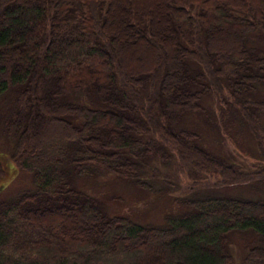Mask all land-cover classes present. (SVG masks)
I'll use <instances>...</instances> for the list:
<instances>
[{
    "label": "trees",
    "instance_id": "obj_1",
    "mask_svg": "<svg viewBox=\"0 0 264 264\" xmlns=\"http://www.w3.org/2000/svg\"><path fill=\"white\" fill-rule=\"evenodd\" d=\"M255 32L264 0H0L1 131L33 185L0 203V264H233V233L254 234L245 262L263 263L264 199L184 201L189 212L154 227L107 215L75 186L107 173L150 191L155 164L171 162L264 185V166L227 164L179 128L207 121L202 101L216 92L262 145Z\"/></svg>",
    "mask_w": 264,
    "mask_h": 264
},
{
    "label": "rangeland",
    "instance_id": "obj_2",
    "mask_svg": "<svg viewBox=\"0 0 264 264\" xmlns=\"http://www.w3.org/2000/svg\"><path fill=\"white\" fill-rule=\"evenodd\" d=\"M250 39L249 44L264 55V34L255 32ZM225 95L229 96L228 91H225ZM10 99L11 94L0 98V203L11 201L20 193L33 188L31 175L18 170L12 162L13 142L1 131L3 117L10 108ZM255 99H264V88L259 89ZM202 105L208 113L207 121L198 116H186L179 128L196 132L200 137L199 144L227 164L250 172L263 167L264 137L260 139L262 145H259L238 113L230 105L219 103L216 92L207 95ZM49 148L50 145L46 146L37 155L38 162H41V156ZM155 165L159 170L151 171L152 178L148 182L150 191L107 173L96 177H77L75 186L96 198L107 215L124 216L139 225L154 227H164L170 217L189 212L184 201L201 200L208 196L264 199V185L258 181L250 184L229 183L218 176H190L176 168L173 162ZM230 243L233 264H252L246 263L245 258L249 249L260 246L254 234L233 233L230 235ZM200 245L204 246V243Z\"/></svg>",
    "mask_w": 264,
    "mask_h": 264
}]
</instances>
